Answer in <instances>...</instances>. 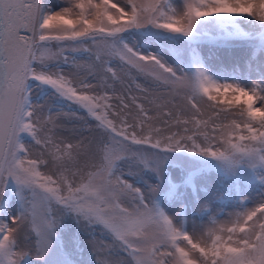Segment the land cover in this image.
<instances>
[{
	"label": "snow or ice",
	"instance_id": "obj_1",
	"mask_svg": "<svg viewBox=\"0 0 264 264\" xmlns=\"http://www.w3.org/2000/svg\"><path fill=\"white\" fill-rule=\"evenodd\" d=\"M0 264H264V0H0Z\"/></svg>",
	"mask_w": 264,
	"mask_h": 264
},
{
	"label": "rangeland",
	"instance_id": "obj_2",
	"mask_svg": "<svg viewBox=\"0 0 264 264\" xmlns=\"http://www.w3.org/2000/svg\"><path fill=\"white\" fill-rule=\"evenodd\" d=\"M52 2L55 3V0H52ZM113 2H116V0H113ZM144 2H145V4H147L149 2V0H144ZM224 107H226V106L220 105L214 111L212 108L205 106L202 108L203 114L199 118L202 120L208 121L209 129H211L214 126L220 125V124H228L230 122V119H225L224 118L225 114L223 112H220V108H224ZM228 111L234 112L235 109L234 108L229 109ZM217 113H219V115H217ZM168 174L170 176H172L173 178H175V176H176V170L173 168V166L171 164L168 166ZM242 178L244 180V183L247 184L248 182L251 181L252 174L250 172H248L247 170H244L242 172ZM162 202L165 204V206L167 205L166 199ZM89 261H90V258H89Z\"/></svg>",
	"mask_w": 264,
	"mask_h": 264
}]
</instances>
